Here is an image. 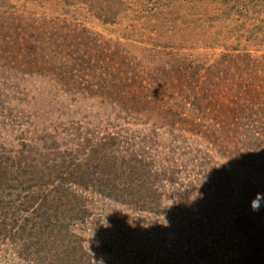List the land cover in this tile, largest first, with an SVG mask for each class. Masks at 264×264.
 I'll return each mask as SVG.
<instances>
[{
    "label": "rangeland",
    "instance_id": "rangeland-1",
    "mask_svg": "<svg viewBox=\"0 0 264 264\" xmlns=\"http://www.w3.org/2000/svg\"><path fill=\"white\" fill-rule=\"evenodd\" d=\"M240 52L246 54V61L239 60ZM189 71H194L193 76ZM101 72L110 76L104 77L106 90L100 95L97 88L102 82L95 79ZM152 79L167 82L162 91L153 90L160 99L166 91L177 99L185 95L187 110L203 104L210 109L202 110L208 116L216 113L213 101L238 96L243 82H250V88L258 86L260 97L264 93L259 86L264 85V0H0V147L12 150L30 139H50L65 149L73 136L90 134L94 139L122 131L140 145L137 154L144 153L139 155L142 160L155 152L164 158L167 151L174 152L171 159H188L184 143L165 138L163 130L153 134V115L145 113L152 110L145 111V104L133 106L135 95L140 99L142 94L151 96V83L157 90L163 84ZM182 112L178 113L182 116ZM200 122L204 126L208 120ZM177 128L192 130V122L184 120ZM217 138L222 146L227 141L222 132ZM212 160L224 168H216L217 175H230L231 185L222 187L218 200L212 193L200 205L233 207L239 213V205L245 203L241 194L251 185L249 175L239 171L240 165L237 171L217 155ZM177 177L183 184V198L190 200L189 183H195L184 180L182 174ZM76 194L90 214L85 225L75 228L87 252L77 256L100 254L99 262L92 264H159L155 257L159 254L160 259L163 254L156 250L162 247L155 237L168 240L166 227L181 224L184 229L191 215L203 209L181 206L183 214L179 211L171 216L169 211L166 218L155 220L151 213L125 208L93 190H77ZM158 196L153 203L157 199L160 207L170 210L175 200ZM251 200L245 207L248 216L256 212L250 207ZM255 218L262 224L263 218ZM216 223L236 226L235 217H223ZM145 225L142 243L131 241L130 235ZM198 240L188 246L193 264L206 244ZM181 246L177 242L173 252L183 253ZM208 251L212 258L221 257L217 247ZM1 257L8 262L6 255Z\"/></svg>",
    "mask_w": 264,
    "mask_h": 264
},
{
    "label": "trees",
    "instance_id": "trees-1",
    "mask_svg": "<svg viewBox=\"0 0 264 264\" xmlns=\"http://www.w3.org/2000/svg\"><path fill=\"white\" fill-rule=\"evenodd\" d=\"M238 58L240 61L247 60L246 54L242 53ZM193 72L189 71L191 76ZM106 73H99L100 78L95 79L102 82L97 88L100 95L106 90L104 77L110 76ZM156 83L163 84L157 90L154 88L156 85L151 83V96L142 94L140 99L135 95L133 106L140 108L145 104L148 107L145 111L152 110L145 113L153 115V134L163 130L161 135L165 138L184 143L188 159H171L170 155L174 152L167 151L164 158H158L155 152L147 160H142L139 155L144 153L137 154L140 145L135 138H130L127 132L122 131L94 139L90 134L73 136L69 138L65 149L56 147L57 143L53 144L50 139H40L38 142L30 139L16 144L12 150L3 145L0 147L3 149L0 154V264L98 263L100 254L93 258L77 256L87 252L85 241L76 235L75 228L85 225L90 217L88 207L81 201L82 197L76 194L77 190H93L125 208L151 213L155 220L161 216L166 218L169 211L171 216L178 213L181 206L193 209L195 205L201 206L203 209L191 215L192 220L184 229L183 225L174 224L175 221H172L174 225H167L168 240L162 241L155 237L156 244L162 247L156 250L163 254L160 259L159 254L155 257L159 264H193L188 246L193 245L192 241L198 238L201 239L199 242L206 244L201 246L203 253L196 256L197 264H264V203L259 211L250 216L245 210L250 199L264 192V93L258 97L257 90L260 88H250V82H243L240 84L242 92L238 96L230 97L226 102H212L216 113L212 111L209 117L202 111L208 109L203 104L187 110L183 101L185 95H177V99L173 98L172 92L166 91L160 99V94H154L153 90L162 91L167 82L160 80ZM259 86L264 92V85ZM200 93L203 92L197 90V94ZM207 97H211V93ZM180 111H183L182 119L178 113ZM206 119L208 122L202 126L200 121ZM184 120L192 122V130L177 128ZM220 132L225 134L227 140L223 146L217 138ZM221 150L225 153H221ZM215 155L227 160L237 171L240 165L242 169L239 171L249 175L247 180L251 181V185L241 194V201L245 203L239 205V213L233 207L220 209L221 205L207 208L200 205L208 199L206 195L212 193L218 200L223 192L222 187L231 185L230 175L228 178L227 175H217L216 168H224L214 165L212 159ZM200 159L205 160L198 162ZM223 166L228 168L227 165ZM194 171L197 172L198 184ZM177 174L195 183H189L190 200L183 198L184 194L180 190L183 184L179 183ZM158 195L175 200L170 210L160 207L157 199L153 203ZM258 215L263 218L262 224L255 220ZM223 217H235L236 226L218 225L216 222ZM147 227L145 225L134 231L135 235H130V240L142 243V232ZM154 228V231L158 229ZM164 242L166 246H163ZM177 242L185 247L183 253L173 252ZM212 246L219 249L221 257L212 258L208 251ZM2 254L8 257V262L1 261ZM120 255L123 258V254ZM10 257L14 260L9 262Z\"/></svg>",
    "mask_w": 264,
    "mask_h": 264
},
{
    "label": "clouds",
    "instance_id": "clouds-1",
    "mask_svg": "<svg viewBox=\"0 0 264 264\" xmlns=\"http://www.w3.org/2000/svg\"><path fill=\"white\" fill-rule=\"evenodd\" d=\"M262 203H264V192L257 193L253 197V199L250 201V207L254 212L259 211Z\"/></svg>",
    "mask_w": 264,
    "mask_h": 264
}]
</instances>
